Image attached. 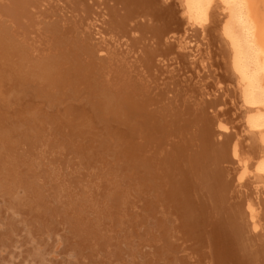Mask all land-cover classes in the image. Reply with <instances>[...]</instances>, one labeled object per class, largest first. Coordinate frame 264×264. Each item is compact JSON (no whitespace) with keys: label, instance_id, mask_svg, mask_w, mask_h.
I'll list each match as a JSON object with an SVG mask.
<instances>
[{"label":"bare ground","instance_id":"obj_1","mask_svg":"<svg viewBox=\"0 0 264 264\" xmlns=\"http://www.w3.org/2000/svg\"><path fill=\"white\" fill-rule=\"evenodd\" d=\"M177 1L0 0V264H264V130Z\"/></svg>","mask_w":264,"mask_h":264},{"label":"rangeland","instance_id":"obj_2","mask_svg":"<svg viewBox=\"0 0 264 264\" xmlns=\"http://www.w3.org/2000/svg\"><path fill=\"white\" fill-rule=\"evenodd\" d=\"M246 1H247V0H246ZM225 3H226V2H224V3H223V2H220V3L216 6V8H217V9L219 8V9L217 10V9L215 8V11L217 10V11H216V14H217L218 18L220 17L219 20L222 21V22L219 21V23H220L219 25L221 26L220 28H222V30H220L221 37H222V36H224V37H225V36H228L225 32H224V33H225L226 35H224V33L222 32V31H223V26L225 25L224 23H225L226 19L228 18V14H229V12L227 11V10H228V7L226 6ZM230 3H232V2H230ZM234 3H235V4H234ZM239 3H240V4H239ZM244 3H245V0H244V2H240V0H237V2H233V3H232V6H233L234 8H236V10H237V15L235 16V19H236L235 24L237 25V27H236V25L234 24L233 28L236 27V28L238 29V31H239V32H238V31H235L234 34H235V35L239 34L238 37L241 38V40H242V41H241L242 46H243V45L245 46V47L243 46L244 49H246V50L249 51V52H250L251 50H252V51L254 50V52H252V51L250 52L251 54L249 53V54H250V55H249L250 57L253 56L252 59H251L252 62H251V61H250V62L253 63L254 66H255V69H252V70H254L255 73L257 72L256 70H258V69L260 70V71L258 70V74H259V75H258V80H259V82H257V83L261 84V85H259L260 88H264V64H263V62H264V56H263V55H264V54H261V52L263 53L264 45L261 43L260 40H258V39H259L258 35L256 36V31H255V30H256L257 28L254 27V25H255V26H257V25H256V24L253 25V23H254L256 20L253 18L254 16L252 15V12H251V17L253 16V17H252L253 19H252L251 17H249V16H250V13H249V12L251 11L250 8H249V7H250V5H249V1H247V3H245V5L247 4V6H249V7H248V10H246V9H247V6H245ZM177 4H178V3H177ZM242 4H243V5H242ZM223 5H224V6H223ZM178 6H180V4H178ZM218 6H219V7H218ZM222 6H223V7H222ZM225 7H226V8H225ZM243 7H244V8H243ZM179 8L181 9V12H182L183 14L185 13V15H186V12L184 11V10H185V7L183 8V10H182L181 7H179ZM245 8H246V9H245ZM239 9H240V10H239ZM241 9H242V10H241ZM249 10H250V11H249ZM220 11H221V12H220ZM245 11L247 12V14H248V13H249V14L247 15ZM218 12H219V13H218ZM223 12H224V15L222 14ZM240 12H241V13L243 12V13L241 14ZM182 13H181V14H182ZM220 13H221V15H220ZM183 14H182V15H183ZM225 14H226V16H225ZM222 15H223V17H222ZM243 15H245V17L247 18L248 21H246V18H245V17L243 18ZM246 15H247L248 17H247ZM221 18H222V19H221ZM250 18H251V19H250ZM242 19H243V20H242ZM224 20H225V21H224ZM238 20H239V22L242 21V23L245 22V23L243 24L244 27L240 26V25H242L241 22H240V24L237 23ZM243 21H244V22H243ZM252 21H254V22L252 23ZM226 22H227V21H226ZM249 23H250V25H248ZM250 26H253V27H250ZM257 27H258V26H257ZM236 28H235V30H236ZM246 28H248V29H246ZM254 28H256V29L254 30ZM250 29L255 31V33H254V31H252L251 33H254V35H255L256 37H258L257 39H256L255 36H252V34L250 33ZM224 31H225V30H224ZM246 31H247V32H246ZM221 32H222V33H221ZM236 32H237V33H236ZM257 32H259V27H258ZM246 33H247V34H246ZM250 34H251V35H250ZM246 35H247V37H248V36H249V37L246 38ZM224 37H222L221 42H222V45H223V43H224V45H223L224 48H225L226 46L228 47V48H226V49L229 50V51L227 50V52H228V53H227V58H229L228 61L231 63L232 58L234 57V55H233V53H234L233 51H234V50H233V48H230V45H231V47H232V44L229 42L230 40L228 39V37H226V38H227V41L225 40ZM252 37H253V38H252ZM249 39H250V40H249ZM223 40H224V41H223ZM228 40H229V41H228ZM245 40H246V42H245ZM258 41L261 43L260 45H259V42H258ZM250 42H252V43H254V44H252V43H250ZM257 42H258V43H257ZM229 43H230V45H228ZM256 43H257V44H256ZM226 44H227V45H226ZM255 45L257 46V48H255V47H256ZM253 46H254V48H253ZM261 46H263V48H262ZM259 47L262 48V49H260V52H258V51H259ZM248 48H249V49H248ZM230 49H231V53H230ZM256 49H257V52H256ZM255 52H256V54H255ZM258 53H259V55H258ZM229 54H231L230 57H229ZM252 54H254L255 56L252 55ZM257 55H258V56H257ZM249 56H248V58H249ZM254 57H255V58H254ZM262 57H263V58H262ZM258 58H259V59H258ZM253 60H254L255 62H254ZM262 61H263V62H262ZM261 68H262V69H261ZM261 70H262V71H261ZM260 73H261V75H260ZM259 76H261V77H259ZM233 77H234V78H233ZM237 77H238V75H236V76H235L234 74L232 75V83H233V86H234L237 90L239 89V91H240V90H241V89H240V82H239L240 78L237 79ZM259 78H260V79H259ZM256 79H257V78H256ZM258 80H256V81H258ZM260 80H261L262 82H260ZM234 81H235V82H234ZM238 84H239V85H238ZM234 87H233V88H234ZM238 87H239V88H238ZM262 90H264V89H262ZM237 92H238V91H237ZM240 94H241V91H240V93L238 92L239 97H240ZM241 95H242V94H241ZM241 98H242V99H241ZM240 100H241V101H240ZM238 101H239V102H237L236 107H237V108L240 107V109H241V108L243 109V107L246 105L245 102L242 103V102H243V97L241 96L240 99H239ZM263 102H264V101H263ZM240 103H242V104H240ZM244 104H245V105H244ZM261 104H262V103H261ZM261 104L258 103L259 106H263V107H264V104H263V105H261ZM263 107H262V108H263ZM256 109H257V110H256ZM238 110H239V108H238ZM254 110H256V112L259 113V107H255L254 109H252V111H251V110H244V111L246 112V113H244L245 118H246V115L249 114V111H250V114H252V113L255 112ZM260 111H261V112H264V108L261 109V107H260ZM247 112H248V114H247ZM251 112H252V113H251ZM250 114H249V115H250ZM245 118H243V119H245ZM241 121H245V122H243V123H244L243 126H244V125L246 126V119H245V120H242V119H241ZM241 126H242V124H241ZM245 128H246V130H247V127H245ZM243 131H244V130H243Z\"/></svg>","mask_w":264,"mask_h":264},{"label":"flooded vegetation","instance_id":"obj_3","mask_svg":"<svg viewBox=\"0 0 264 264\" xmlns=\"http://www.w3.org/2000/svg\"><path fill=\"white\" fill-rule=\"evenodd\" d=\"M176 1H177V0H176ZM180 1H181V2H180ZM185 1H186V2L184 3V0H179V1H177V3H178V2L181 3V7H182V3H183V6H184V4L186 5V6H184V7L187 8V7L189 6V8H193V7H192L193 4H195V6H197V4L200 6V5H202V2H203V4H205L206 7H210L209 9L206 8L205 10L208 9L207 11H210L212 8H213L212 10H215L216 6L220 3V1L223 2L224 0H218V1H217V0H215V1L213 0L214 2H213L212 0H211V2H209V0H200L201 2H198L199 0H198V1L196 0L198 3H197L195 0H191V1H189V0H185ZM192 1H193L194 3H193ZM212 2H213V3H212ZM225 2H226V0H225ZM190 3H191V4H190ZM199 3H200V4H199ZM210 3H212V4L209 6ZM217 3H218V4H217ZM228 3H230V2H228ZM189 4H190V5H189ZM216 4H217V5H216ZM191 5H192V6H191ZM226 5H227V3H226ZM190 6H191V7H190ZM214 6H215V7H214ZM197 7H198V6H197ZM211 7H212V8H211ZM227 7L230 8V11L234 8V7H232V5H231V7H230V4H228ZM186 8H185V9H186ZM229 8H228V12H230V11H229ZM186 10L189 11L188 8H187ZM186 10H185V11H186ZM234 10H235V9H233V11H234ZM233 11H232L231 13L228 14V16L230 15V16L228 17V20L233 19V21H234V18H235L234 16H235V13H236V12L234 11V13H233ZM231 15H233L232 18H231ZM189 20H191L190 22L193 21L191 18H190ZM229 22H231V20H230ZM229 22H227V23H229ZM237 22H238V21H237ZM227 23H226V25H227L226 28H225V25H224V30H225L226 32H229V30H230L231 33L229 32L230 34H228V38L231 39V42L233 41L232 43L235 42V44L237 43L236 41H239L238 43H239V45H240V47H239L238 43H237L235 46H233L234 44H232L233 48L235 49V47H236L237 49H238V48L244 49V48H242V44H241V42H240V41H241L240 38H239V40H238L237 36L234 34V28L232 27V25H233V23L235 24V21H234V22H231V25H229V24H227ZM229 26H231L232 30L230 29ZM227 27H228V30H226ZM232 32H233V36H232L233 38L230 37V35L232 34ZM234 35H235V38H234ZM233 39H235V41H234ZM237 45H238V46H237ZM238 51L241 52V51H243V50H240V49H239V50L236 51V49H235L234 53H235V56H236V57L234 56L233 58H234V59L237 58V59L234 60V59L232 58V61H234L235 63L232 62V61H231V63L229 62V64L231 65V67L229 66L230 69H231L230 72L234 71V72L231 73V75H233V73H235V71H238V72L235 73V75H238L239 78H240V76L242 77V79L240 78V79H241V81H240V89H242L241 92L244 91L243 88H247V87L249 86V88H247V90L250 91V92H248V91L245 89V92H242V95L244 94V95H243V98H246V97L248 98V96L251 97V96H253V95H256V96H253V99H254V97H255V99H254V100L252 99V101L250 100L251 98H249V100H250L251 103L249 102V100H245V99H244L245 101H247V102L244 101L247 105H245L243 108H244L245 110H246V109L252 110V109H254L255 107H260V106H258V104H256L255 102H259V101L262 100V99H260V96H261V95H260L259 91H257V90H258L257 88H259V84L256 85L255 82L253 83L254 79L257 78V75L255 74V72H252V71H253L252 69H255V68H253V67H255V66H253L254 64L252 65V63H251V64L249 63V62L251 61L250 59H251L253 56H251V57L248 58L247 56H248V54H249L250 52L247 51L246 49L243 51V53L241 52L243 55H245L244 58H243L242 54L240 53L241 60L244 59L243 61H246L245 63L243 62L242 64H244V65H242V64H241V61L239 60L240 57H238L239 55L237 54ZM246 51H247L248 54L246 53ZM239 52H238V53H239ZM236 54H237V55H236ZM254 56H255V55H254ZM246 58H247V59H246ZM237 60H238V61H237ZM249 60H250V61H249ZM239 62H240V63H239ZM247 62L249 63V65L247 64ZM232 64H235V65H237V66L234 65V67H233ZM239 64L242 65V67H241ZM238 67H241L242 69H240V70H242L243 72L240 71ZM244 67H245V68H244ZM249 67H250V69H249ZM232 68H233V69L236 68V69L233 70ZM243 68H244V70H245V69H248V70H245L246 73L248 72L247 74H244L245 72H244ZM249 70H250V71H249ZM240 72H241V73H240ZM249 72H252L251 74H253V75L255 74L256 77L254 76V78H253V75L251 76V74H249ZM239 73H240L241 75H240ZM245 75H247V76H245ZM248 76L250 77V79L248 78ZM245 77H246V78H245ZM245 79H246L247 81H248V80H249V81L247 82ZM242 80L244 81V82H243L244 85H243V83H241ZM251 80H253V81H251ZM245 81H246L247 84L245 83ZM250 81H251V82H250ZM255 81H256V79H255ZM250 83H251V84H250ZM252 83L254 84V87H255V88L257 87L256 89L252 86ZM256 83H257V82H256ZM245 84H246V85H245ZM241 86H242V87H241ZM245 86H246V87H245ZM250 86H252L254 90H252ZM252 91H254V92H252ZM256 92H258V93L256 94ZM239 93H240V92H239ZM249 93H250V94H249ZM254 93H255V94H254ZM247 94H248V95H247ZM245 95H246V97H244ZM256 97H259V98H256ZM247 98H246V99H247ZM259 99H260V100H259ZM256 100H259V101H256ZM253 102H254V104H253ZM250 104H252V105H250ZM255 104H256V105H255ZM248 105H250V106H248ZM247 106H248V107H247ZM253 106H254V107H253ZM249 107H250V108H249ZM244 109H243V110H244ZM251 115H252V114H251ZM251 115L249 116V123H248V125H247V129H248V131H249L250 129H252V128H250L251 126H252L253 128H257V127L260 128V129L257 128L258 130H262V129L264 130V127H263V126H264V122H263V121H264V118H263L264 116H263V115H260V116H263V117H260L259 115H257L258 117H260V118L263 120V121H262V120L260 121V120H259L260 118H258V117H257V119L255 118L256 115L253 114L255 120L252 118L253 115H252V116H251ZM250 119H251V120H250ZM252 121H253L254 123L257 122L256 125H255ZM258 121H260L261 123L258 122ZM262 122H263V123H262ZM259 123H260L261 125H260ZM252 124H253V125H252ZM257 124H259V125H257ZM262 124H263V125H262ZM250 125H251V126H250ZM254 125H255V127H254ZM248 126H250V127L248 128ZM256 126H257V127H256ZM260 126H262V127H260ZM257 129H256V130H257ZM254 130H255V129H252V130H250L249 132H255Z\"/></svg>","mask_w":264,"mask_h":264},{"label":"snow or ice","instance_id":"obj_4","mask_svg":"<svg viewBox=\"0 0 264 264\" xmlns=\"http://www.w3.org/2000/svg\"><path fill=\"white\" fill-rule=\"evenodd\" d=\"M211 2V0H209ZM226 2H237V0H226ZM240 2H244V0H240Z\"/></svg>","mask_w":264,"mask_h":264}]
</instances>
